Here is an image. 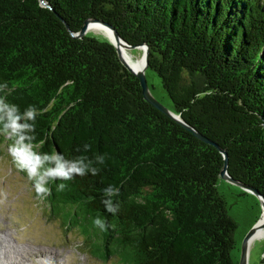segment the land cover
Instances as JSON below:
<instances>
[{"label":"trees","instance_id":"obj_1","mask_svg":"<svg viewBox=\"0 0 264 264\" xmlns=\"http://www.w3.org/2000/svg\"><path fill=\"white\" fill-rule=\"evenodd\" d=\"M88 19L149 46L169 110L264 196V0H0V136L39 155L51 217L120 264H239L223 155L107 38L72 36Z\"/></svg>","mask_w":264,"mask_h":264},{"label":"rangeland","instance_id":"obj_2","mask_svg":"<svg viewBox=\"0 0 264 264\" xmlns=\"http://www.w3.org/2000/svg\"><path fill=\"white\" fill-rule=\"evenodd\" d=\"M90 27L87 34L107 38ZM141 56V53L133 55L134 58ZM147 78L153 96L166 108L173 109L158 76L149 71ZM10 136H0V238L8 237L4 243L22 250V256L6 249L8 256L17 255L20 264H45V259L33 255L34 250L49 252V258L53 259L49 264H120L114 257L94 256L79 230H66L60 219L51 217L46 202L38 196L44 183L39 182V155L31 147L11 140ZM218 189L226 200L229 214L238 223L233 258L239 262L242 243L261 222L263 207L256 195L227 180L220 179ZM263 254L264 238L253 240L248 264H260Z\"/></svg>","mask_w":264,"mask_h":264},{"label":"water","instance_id":"obj_3","mask_svg":"<svg viewBox=\"0 0 264 264\" xmlns=\"http://www.w3.org/2000/svg\"><path fill=\"white\" fill-rule=\"evenodd\" d=\"M42 4L44 6H46V4L44 3V1H42ZM90 24H100L103 25L107 28H109L110 30H112L113 32V38H108L107 39L114 45V47L116 48V51L120 57L121 62L123 63V65L125 67H127L131 72H133L138 79L140 80L142 89H143V94L144 97L146 99V101L148 103H150L151 105H153L155 108L159 109L160 111H162L164 114L168 115L169 117H171L172 119H174L176 122H178L180 125H182L184 128H186L188 131L192 132L198 139L202 140L205 143H208L210 145L215 146L220 153L223 155L224 157V167L221 171L220 177L224 180L229 181L230 183H233L235 185H238L239 187L243 188L244 190L253 193L254 195H256L258 197V199L260 200L262 207H263V218L261 220V222L245 237L243 243H242V247H241V256H240V262L239 264H248V258H249V248L250 245L252 243V241L255 239V236L258 232V230L260 228L264 227V196L255 188L243 184L239 181H236L234 178H232L229 174L228 171V167H229V156L228 153L223 150L220 146H218L217 144H215L213 141H211L210 139H208L207 137H205L204 135H202L200 132H198L196 129H194L193 127H191L189 124H187L179 115L174 114L171 110H169L168 108H166L164 105H162L151 93L150 91V87H149V83L147 80V76H146V70L149 66V54H150V48L147 44H143L140 46H131L129 45L119 34V32L110 24L105 23L103 21H99L96 19H88L85 22L84 27L82 28V30L77 33L74 34L72 33V36L75 38H83L87 35L88 32V28L90 26ZM122 49H126L129 51L132 50H136V49H140L143 51V57L145 60L144 65L137 71H134L130 65L128 64V62L126 60H124L123 56H122ZM133 61V60H131Z\"/></svg>","mask_w":264,"mask_h":264},{"label":"bare ground","instance_id":"obj_4","mask_svg":"<svg viewBox=\"0 0 264 264\" xmlns=\"http://www.w3.org/2000/svg\"><path fill=\"white\" fill-rule=\"evenodd\" d=\"M90 28H91L92 31H94L96 33H100V34H102V35H104V36H106L108 38H111V39L113 38V32H112V30H110L109 28H107V27H105L103 25H100V24L91 25ZM121 52H122V56H123L124 60H126L128 62V64L130 65V67L134 71L139 70L144 65L145 60H144L143 55L141 57L134 58L132 56V54L128 50H126V49H122ZM131 60H133V61H131ZM260 238H264V227L263 228H260L258 230L256 236H255V239H260ZM2 239H4V240H2ZM7 239H8V237H2V238H0V261H1L0 264H20V263H18L19 259H18V256L17 255L19 254V255L22 256V252H21L22 250H18L15 247H13L12 245L7 244V243H4ZM6 249L12 250L13 253H16L17 254V255L11 254V256L14 258V261L12 260L11 256H8L7 252L5 251ZM28 253H30V251H28ZM32 253L36 257L39 256V257L45 259V262L47 264H49L51 262L52 257L49 258V255H50L49 252L34 251L33 250Z\"/></svg>","mask_w":264,"mask_h":264},{"label":"clouds","instance_id":"obj_5","mask_svg":"<svg viewBox=\"0 0 264 264\" xmlns=\"http://www.w3.org/2000/svg\"><path fill=\"white\" fill-rule=\"evenodd\" d=\"M96 223H97L98 225H100L101 227H103V224H102L100 221H96Z\"/></svg>","mask_w":264,"mask_h":264}]
</instances>
